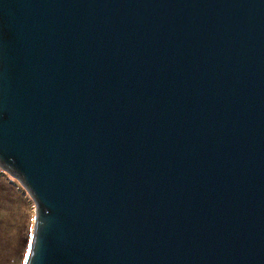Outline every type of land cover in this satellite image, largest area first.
Listing matches in <instances>:
<instances>
[{"label": "water", "instance_id": "obj_1", "mask_svg": "<svg viewBox=\"0 0 264 264\" xmlns=\"http://www.w3.org/2000/svg\"><path fill=\"white\" fill-rule=\"evenodd\" d=\"M0 165L25 264H264V0H0Z\"/></svg>", "mask_w": 264, "mask_h": 264}, {"label": "rangeland", "instance_id": "obj_2", "mask_svg": "<svg viewBox=\"0 0 264 264\" xmlns=\"http://www.w3.org/2000/svg\"><path fill=\"white\" fill-rule=\"evenodd\" d=\"M0 264H25L34 233L36 203L0 165Z\"/></svg>", "mask_w": 264, "mask_h": 264}, {"label": "trees", "instance_id": "obj_3", "mask_svg": "<svg viewBox=\"0 0 264 264\" xmlns=\"http://www.w3.org/2000/svg\"><path fill=\"white\" fill-rule=\"evenodd\" d=\"M2 186V184H0V187Z\"/></svg>", "mask_w": 264, "mask_h": 264}]
</instances>
